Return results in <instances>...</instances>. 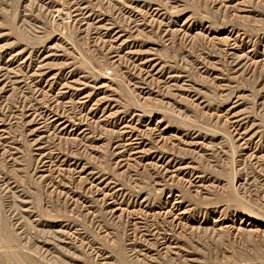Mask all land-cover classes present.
Returning a JSON list of instances; mask_svg holds the SVG:
<instances>
[{
  "label": "rangeland",
  "instance_id": "rangeland-1",
  "mask_svg": "<svg viewBox=\"0 0 264 264\" xmlns=\"http://www.w3.org/2000/svg\"><path fill=\"white\" fill-rule=\"evenodd\" d=\"M0 264H264V0H0Z\"/></svg>",
  "mask_w": 264,
  "mask_h": 264
},
{
  "label": "bare ground",
  "instance_id": "bare-ground-1",
  "mask_svg": "<svg viewBox=\"0 0 264 264\" xmlns=\"http://www.w3.org/2000/svg\"><path fill=\"white\" fill-rule=\"evenodd\" d=\"M261 220V219H260Z\"/></svg>",
  "mask_w": 264,
  "mask_h": 264
}]
</instances>
